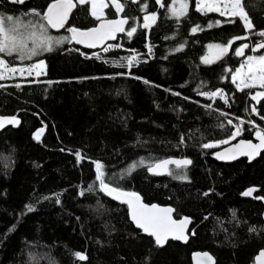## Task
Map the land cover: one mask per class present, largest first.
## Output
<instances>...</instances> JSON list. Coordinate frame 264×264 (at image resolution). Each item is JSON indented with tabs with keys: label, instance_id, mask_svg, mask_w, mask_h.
<instances>
[{
	"label": "trees",
	"instance_id": "16d2710c",
	"mask_svg": "<svg viewBox=\"0 0 264 264\" xmlns=\"http://www.w3.org/2000/svg\"><path fill=\"white\" fill-rule=\"evenodd\" d=\"M52 1L0 0V13L35 23L38 18L24 14H43ZM121 1L125 29L137 31L131 38L120 33L107 51L71 41L53 43L52 51L30 60L0 54L11 65L45 62L38 78L0 80V114L20 118L19 125L0 131V264H192L195 250L210 251L216 264H255L264 249V151L251 161L220 162L214 153L222 144L202 145L229 139L241 120L242 133L230 142L264 131V98H251L264 89L240 91L232 82L252 45L264 38L235 40L222 58L204 63L208 43L249 35L239 18L203 14L196 0L179 18L171 15L172 0H164V8L141 0L147 12L132 0ZM246 7L256 30L264 29V0H246ZM106 11L105 17L117 16L111 5ZM150 13L158 18L145 29L143 18ZM97 21L89 4L78 5L63 29L48 28L47 35L70 37L69 26L88 28ZM216 21L221 23L208 27ZM197 25L202 30L193 33ZM244 43L250 47L236 56ZM131 57L136 59L129 68ZM221 90L227 104L203 95ZM169 156L192 163L170 165L172 175L149 172ZM95 162L104 165L107 183L138 191L147 202L172 205L177 218L191 216L189 241L157 246L131 221L127 204L99 190ZM181 173L187 179H178ZM251 187L252 195L244 196ZM29 205L33 211L26 210Z\"/></svg>",
	"mask_w": 264,
	"mask_h": 264
},
{
	"label": "snow or ice",
	"instance_id": "6c2138e0",
	"mask_svg": "<svg viewBox=\"0 0 264 264\" xmlns=\"http://www.w3.org/2000/svg\"><path fill=\"white\" fill-rule=\"evenodd\" d=\"M12 4H24L26 0H9ZM115 5V10L118 13H122L125 8V4L121 3L120 0H112ZM133 3L141 4V0H132ZM156 3L160 5L161 8L165 7L164 0H156ZM91 5V15L97 20H101L103 16V9L107 7L105 0H54L53 3L47 6L46 12L41 14L36 9H31L29 13H25V16H32L38 18L35 23L32 20L25 22L23 18H17L12 15H4L0 13V54H5L8 57H12L14 54L20 61L30 60L34 56L39 55L43 51H52L53 43L62 44L64 42L75 41L76 43L86 44L88 47H95L106 40L115 39L116 33L125 32L126 35L131 38L137 31L136 27H131L126 30L124 25L128 24L127 18H121L118 20H108L102 22L98 28H92L88 31H80L77 28L69 27L68 32L71 33L70 37H61L55 39L47 35L48 28L60 29L65 26L72 9L78 5ZM177 4L179 7L177 8ZM147 3L141 4V10L147 12ZM189 8L188 0H172V7L170 9L171 15L174 17H183L187 15V10ZM196 10L207 14L208 12H218L221 16L230 18H239L243 27L247 30L249 35L242 37H235L227 45H210L211 48L218 49V57L222 58L223 55L227 54L231 48L232 43L235 40H249L252 34H255L261 38H264V29L256 30V25L253 23L252 18L249 15V11L246 7V0H196ZM157 15L155 13L147 14L144 16L143 28L148 29L157 20ZM228 22L234 23V19H229ZM221 22L216 21L215 24H209L208 27L218 26ZM29 29H34L33 31H28ZM202 30L199 25L193 27L191 31L193 33ZM30 42L31 45L30 46ZM108 47H111L110 45ZM105 47V51L108 50ZM181 48L176 49L177 51L182 50ZM250 45L244 43L235 49L236 56H244L245 49H248ZM264 49V39H261L255 45H252L253 51H259ZM39 50V51H38ZM135 57L127 59V66L131 68L135 61ZM208 57L204 58V63H212ZM44 67V62L40 61L37 64L31 65L28 68L25 67H13L10 66L9 62L0 55V80L5 79L4 73H19L20 76H24L25 73L32 75L33 68ZM245 68L247 69L245 71ZM229 71H232L229 69ZM37 76L40 75L39 72L36 73ZM239 81V82H237ZM232 82L236 84L237 89L243 91L244 89H251L259 86V88L264 89V55H249L246 59L245 64H242L240 69H237L235 75L232 77ZM19 87L20 85H16ZM4 87V85H0ZM203 95L208 96L213 99L217 96L224 99L227 104L228 98L226 94L221 91L209 93H203ZM253 100L259 103L260 98H264V91H258L251 97ZM210 107V105H209ZM251 112L259 115L256 107L251 108ZM226 115V114H225ZM264 119V117H261ZM20 121L16 117L3 118L0 117V128H3L6 124L8 125H19ZM227 123L232 125V120H228ZM244 121H240V125H234L235 131L230 135L229 139L204 143L203 148H215L221 144H228L230 140L235 139L242 133V125ZM254 123V122H253ZM255 126V125H254ZM258 127V126H256ZM43 130H41L42 132ZM40 132L36 134V139H40ZM256 138L259 143H253L252 141H240L238 144L234 145L233 149H226L225 152H217L215 155L218 159L222 160H235L239 156H246L251 161L260 155L264 151V131H257L255 133ZM181 143H183V137H181ZM230 153V154H226ZM79 159H83L79 153H77ZM141 163H143L141 161ZM192 162L188 159L183 160H163L159 163L149 166L148 170L154 174H164L167 172L168 175H172V172L168 170V165L174 164L176 168L180 169L190 165ZM135 165L133 166V168ZM96 168V179L99 182V190L106 193L108 196L113 197V199L119 200L122 203L128 205L131 210V219L135 225L141 229L144 233L152 236L154 242L157 246L163 247L168 239L171 237L175 240H182L187 242V235L185 230L190 220L185 217L179 221L172 218V208H161L156 205L149 207L142 202L139 194L135 192H127L119 187H113L110 183L105 181L104 165L100 162H95ZM161 170V171H158ZM178 179H187L186 175L183 173L177 176ZM91 190V189H90ZM255 189H249L244 192V196L252 195ZM83 194V193H81ZM208 193H205L207 195ZM27 211H33L34 209L29 205L26 206ZM255 231V229H251ZM195 233L193 232V235ZM79 260H85L87 257L81 253L74 254ZM210 264H214L212 257L204 253L203 254ZM262 264H264V252L260 253Z\"/></svg>",
	"mask_w": 264,
	"mask_h": 264
},
{
	"label": "water",
	"instance_id": "95a60500",
	"mask_svg": "<svg viewBox=\"0 0 264 264\" xmlns=\"http://www.w3.org/2000/svg\"><path fill=\"white\" fill-rule=\"evenodd\" d=\"M53 2H54V0H53L51 3H53ZM108 2H109V5H111V6L114 8V10H115V5L113 4L112 0H108ZM120 2L122 3L121 0H120ZM51 3H49V5H50ZM46 9H47V8H46ZM74 9H75V8L72 9V12H73ZM115 11H116V10H115ZM45 12H46V10H45ZM72 12H71V14H72ZM71 14L69 15V18H68L67 22L69 21V19H70V17H71ZM121 18H127V17L124 16L123 12H122V13H118V12H117V16H115V17H102L101 20H98L97 23H96L95 25H93V26H91V27H88V28H81V27H78V26H75V25H72V26H69V27L77 28V29H79L80 31H85V32H86V31H88V30H90V29H92V28H98L102 22H106V21H108V20H118V19H121ZM127 20H128V19H127ZM66 24H67V23H66ZM66 24H65V25H66ZM126 26H127V24L124 25L125 28H126ZM69 27H68V28H69ZM52 29H53V28H52ZM61 29H63V28H60V29H53V30H56V31H57V30H61ZM120 33H122V32H118V33H116V37H117ZM112 40H114V39L106 40V41H104V42H102V43H100V44H97V46H95V47H88L86 44H81V43H78V44H80V45H82V46H84V47H87V48H91V49L98 50V49H103V48H105V46L108 45ZM0 117H3V118H12V117H15V116L0 114ZM16 119H18V120L20 121V118L16 117ZM7 126H9V125L6 124L3 128H0V131L3 130L4 128H6ZM14 126H17V125H14ZM41 130H43V128H41V129L39 130L40 133L43 132V131L41 132ZM240 141H252L253 143H259L258 139L256 138V135H254L253 138H239V139H237V140H235V141H233V142H230V143L225 144V145L221 146L220 148H218V149L215 151V153H214V158H215L217 161H220V162H233V161H235V160H237V159H239V158L246 157V156H239V157H238L237 159H235V160H222V159H218V158L216 157V155H215L217 152H222V153H223V152H225L226 149H233V148H234V145L238 144ZM261 153H262V152H261ZM261 153H260V155H261ZM226 154H230V153H226ZM260 155H259V156H260ZM259 156H257L256 158H258ZM246 158H248V157H246ZM256 158H255V159H256ZM168 159H172V160H183V159H188V160H190L189 158H186V157L169 156V157H166V158H164V159H161V160L156 161L154 164L159 163L160 161H163V160H168ZM253 160H254V159H253ZM154 164H153V165H154ZM170 165H174V164H170ZM170 165L167 166V167H168V170H169ZM158 171H161V170H158ZM149 172H151V171H149ZM151 173H153V172H151ZM153 174H154V173H153ZM165 174H167V172H164V174H159V175H165ZM110 185L113 186V187H117V186H114V185H112V184H110ZM119 188H120V187H119ZM121 189L124 190V191H127V192H135V193L139 194L140 197H141V199H142V202H143L144 204L148 205L149 207H151L152 205H156V206L161 207V208H172V209H174L172 205H168V204H160V203H157V202H147V201H145V200L143 199V196H142L138 191H135V190H129V189H124V188H121ZM249 189H253V188L251 187V188H249ZM249 189H247L246 191H248ZM105 194H106V193H105ZM106 195H107V194H106ZM107 196H108V195H107ZM109 197H111V196H109ZM111 198L113 199V197H111ZM114 200H116V199H114ZM117 201H119V200H117ZM120 202H121V201H120ZM127 206H128V205H127ZM128 211H129V216H130V219H131V210L129 209V207H128ZM185 217H187V218L190 220V223L187 225L186 230H185V234H186L187 237H188V239H187V242H188L189 239H190V229H191V226H192V218H191V216H189V215H184V216H182V217L177 218V217H175V215H174V211L172 212V218H173L174 220L179 221V220H181V219H183V218H185ZM131 221H132V219H131ZM132 222H133V221H132ZM133 223H134V222H133ZM134 225H135V223H134ZM135 226H136V225H135ZM136 227H137V226H136ZM145 234H146V233H145ZM147 235H148V234H147ZM168 240H175V239H172V238L170 237ZM176 241H179V242H182V243H187V242L182 241V240H176ZM167 242H168V241H167ZM261 252H264V249H261V250L258 252V254L256 255V257H255V264H262L261 260L258 259V258L260 257V253H261ZM204 253L209 254V255L212 257V260L214 261V264H216V259H215V257H214L213 254H212L210 251H208V250H195V251H193L192 254H191L192 264H210V262L207 260V258L203 255Z\"/></svg>",
	"mask_w": 264,
	"mask_h": 264
},
{
	"label": "rangeland",
	"instance_id": "374dc122",
	"mask_svg": "<svg viewBox=\"0 0 264 264\" xmlns=\"http://www.w3.org/2000/svg\"><path fill=\"white\" fill-rule=\"evenodd\" d=\"M105 2H106V4L107 5H109V2H108V0H105ZM188 2H189V0H188ZM90 5V4H89ZM189 5H190V2H189ZM171 7H172V5H171ZM179 7V4H177V8ZM106 8L107 7H105L104 9H103V16L102 17H105L106 15H107V11H106ZM90 10L92 11V9H91V5H90ZM150 14H152V13H150ZM147 15V14H146ZM101 17V18H102ZM34 29H29L28 31H33ZM210 45H222V46H224V45H227V43H219V42H211V43H208L207 44V50H206V52L203 54V56H202V60L204 61V58L205 57H208L210 60H216L217 59V57H218V55H219V53H218V49H216V48H211L210 49ZM30 46H32L31 45V42H30ZM39 51V50H38ZM249 55H255V56H259V55H257L254 51H252ZM249 55H247L246 57H245V60H244V62L243 63H241L240 64V66L237 68V69H240V67H241V65L242 64H245V62H246V59H247V57L249 56ZM261 55H264V53H262ZM40 61H42V60H36V61H33V62H30V63H28V64H17V65H11L10 64V66H13V67H17V68H20V67H25V68H28V67H30L31 65H34V64H37V63H39ZM44 62V61H43ZM236 69V70H237ZM236 70L234 71V73H233V76L235 75V72H236ZM247 69L245 68V71H246ZM37 72H39L40 73V75H42L44 72H45V62H44V67H42V68H33L32 69V75H28L27 73H25V75L24 76H32V77H34V78H38L39 76H37L36 75V73ZM4 76H5V78H10V77H16V76H20L19 75V73L17 72V73H15V74H13V73H9V72H5L4 73ZM20 77H23V76H20ZM237 82H239V81H237ZM258 88H259V86H257ZM256 87V88H257ZM260 89V88H259ZM223 145H225V144H222V146ZM175 166V165H174Z\"/></svg>",
	"mask_w": 264,
	"mask_h": 264
},
{
	"label": "built area",
	"instance_id": "2783aa9c",
	"mask_svg": "<svg viewBox=\"0 0 264 264\" xmlns=\"http://www.w3.org/2000/svg\"><path fill=\"white\" fill-rule=\"evenodd\" d=\"M254 122V123H253ZM251 123L255 126H257V123L255 121H251Z\"/></svg>",
	"mask_w": 264,
	"mask_h": 264
}]
</instances>
